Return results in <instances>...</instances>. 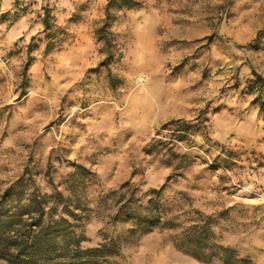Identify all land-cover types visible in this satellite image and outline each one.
I'll return each instance as SVG.
<instances>
[{
  "label": "clouds",
  "instance_id": "9594fccd",
  "mask_svg": "<svg viewBox=\"0 0 264 264\" xmlns=\"http://www.w3.org/2000/svg\"><path fill=\"white\" fill-rule=\"evenodd\" d=\"M0 205L83 264H264V0H0Z\"/></svg>",
  "mask_w": 264,
  "mask_h": 264
},
{
  "label": "trees",
  "instance_id": "16d2710c",
  "mask_svg": "<svg viewBox=\"0 0 264 264\" xmlns=\"http://www.w3.org/2000/svg\"><path fill=\"white\" fill-rule=\"evenodd\" d=\"M33 211L42 213L43 208L41 204L37 203ZM25 212L27 213V210ZM42 219L43 217L41 216V221ZM41 221H37L36 223H41ZM19 222V215H9L8 207L0 205V258L7 255L8 264H59L62 258H68L72 264H83L82 254L73 253L67 244L63 252H59L57 249V238L63 236L67 240L70 235L66 228L44 231L38 243L31 246L27 245V240L9 241L5 234ZM10 247H16L19 250V255H10L8 252ZM25 255L29 256L30 259H23L22 257ZM87 264H91L90 259L87 261Z\"/></svg>",
  "mask_w": 264,
  "mask_h": 264
}]
</instances>
